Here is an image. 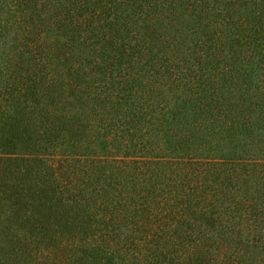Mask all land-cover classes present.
Instances as JSON below:
<instances>
[{
  "label": "trees",
  "instance_id": "obj_1",
  "mask_svg": "<svg viewBox=\"0 0 264 264\" xmlns=\"http://www.w3.org/2000/svg\"><path fill=\"white\" fill-rule=\"evenodd\" d=\"M0 264H264V0H0Z\"/></svg>",
  "mask_w": 264,
  "mask_h": 264
}]
</instances>
